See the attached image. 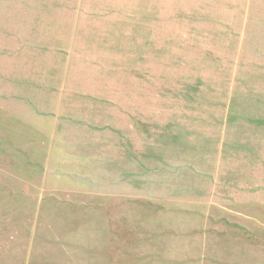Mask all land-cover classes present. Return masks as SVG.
<instances>
[{
    "label": "rangeland",
    "instance_id": "obj_1",
    "mask_svg": "<svg viewBox=\"0 0 264 264\" xmlns=\"http://www.w3.org/2000/svg\"><path fill=\"white\" fill-rule=\"evenodd\" d=\"M0 264H264V0H0Z\"/></svg>",
    "mask_w": 264,
    "mask_h": 264
}]
</instances>
